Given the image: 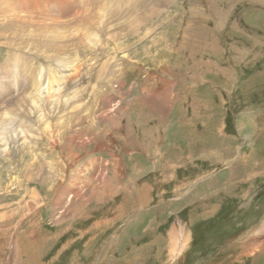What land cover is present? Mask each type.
<instances>
[{
    "label": "rangeland",
    "instance_id": "obj_1",
    "mask_svg": "<svg viewBox=\"0 0 264 264\" xmlns=\"http://www.w3.org/2000/svg\"><path fill=\"white\" fill-rule=\"evenodd\" d=\"M59 42L84 54L70 78L43 58ZM39 72L73 95L31 98ZM88 176L102 201L71 218ZM0 258L264 264V0H0Z\"/></svg>",
    "mask_w": 264,
    "mask_h": 264
},
{
    "label": "bare ground",
    "instance_id": "obj_2",
    "mask_svg": "<svg viewBox=\"0 0 264 264\" xmlns=\"http://www.w3.org/2000/svg\"><path fill=\"white\" fill-rule=\"evenodd\" d=\"M27 3H29L28 1H26ZM31 5V4H30ZM147 7V6H146ZM63 8V7H62ZM97 9V8H96ZM95 9V10H96ZM100 9H102V8H100ZM149 9V8H148ZM147 10V9H146ZM145 9H144V11H146ZM101 11V10H100ZM96 14V13H95ZM98 14V13H97ZM149 14V13H148ZM198 16V15H197ZM116 17V16H115ZM123 17V16H122ZM138 17L139 16H134V17H132L131 19H129L128 20V23L126 22V24H125V26L127 27H121L120 28V30L119 31H114V30H111V27L110 26H107L106 27V29L109 31L107 34L109 35V36H111V37H113V39L114 38H118V36H119V33L121 32V31H125V32H127V33H129V31L130 32H132V33H130V34H134L136 31H135V27H134V24L132 23V22H134L135 23V21H139V19H138ZM141 17V16H140ZM139 17V18H140ZM81 18V17H80ZM99 18H101V16L99 17ZM121 18V17H120ZM120 18H119V20H120ZM123 18H125V15H124V17ZM82 19V18H81ZM102 19V18H101ZM125 19H127V18H125ZM125 19H122L123 21L122 22H124V20ZM85 20V19H84ZM111 20V19H110ZM132 21V22H131ZM146 21V20H145ZM117 22V21H116ZM81 25V24H80ZM84 25V24H83ZM112 25V24H111ZM114 25V24H113ZM139 25V24H138ZM96 27V26H95ZM95 27H93L94 29H95ZM100 26H97V28L94 30V29H92V31H91V33L90 34H92V35H89V33H87V31H89L88 29L87 30H84V31H82V30H79V31H81L82 33H80V32H78V30H77V32L78 33H80L81 35L79 36V37H81V39H83V38H87V42L88 43H92L93 44V46H94V44L96 43V45H98L99 46V43L98 42H95L94 43V40L97 38V37H100V35H98V32L97 31H99L100 32V30H98V29H100L99 28ZM193 27V26H192ZM76 28V27H75ZM197 28V27H196ZM80 29V28H79ZM192 29V28H191ZM94 30V31H93ZM186 31H187V29H186ZM94 32V33H93ZM87 33V34H86ZM101 33V32H100ZM202 34H206V32L205 31H203L202 30V32H201ZM183 34V33H182ZM187 34H189V36H194L195 34H198V33H196L195 32V30H190V31H188L187 32ZM105 35V34H104ZM164 35V34H163ZM65 36H67V35H65ZM107 36V35H106ZM116 36V37H115ZM202 36V35H201ZM70 37V36H69ZM108 37V36H107ZM158 37V36H157ZM192 37H191V39H192ZM44 38V37H43ZM156 38V37H155ZM201 38H203V40H205L204 39V37H201ZM22 39V38H21ZM35 39H39V38H35ZM62 37H60V39H54L55 41H59L60 40V42L62 41ZM71 39V38H70ZM98 39L99 38H97L96 39V41H98ZM168 39V38H167ZM191 39H189L191 42H193ZM31 40V39H30ZM34 39L32 38V41H33ZM84 40H86V39H84ZM153 40V39H152ZM169 40V39H168ZM182 40V39H181ZM21 41V40H20ZM31 41V42H32ZM38 41H40L41 42V40H38ZM100 41V40H99ZM60 42L58 43V44H56V45H59V48H61L60 50H58V52L59 53H55V54H49L46 50H45V53L43 54V58H44V61L46 62V61H50V62H52V63H54L55 64V62L57 63V65H58V67L56 68V70L58 71L59 70V68H60V70H59V72L60 71H66L65 73H62V75L61 74H59L58 75V78H61L63 75H65L67 78H70L72 75H74V73L75 72H77V71H79V70H77V69H80V67H82V64H84L85 62H84V54H83V57H80V58H78V59H76V57L72 54V53H70V52H66V51H64L63 49H62V45L63 44H60ZM79 42H80V40H79ZM82 42V41H81ZM181 42V41H180ZM179 42V43H180ZM184 42V41H183ZM191 42H188L187 43V46L185 47V49H187V51H192V49H193V47H192V45H191ZM83 43V42H82ZM84 43H86V42H84ZM26 44V43H25ZM27 44H28V42H27ZM34 44V43H33ZM66 44V43H65ZM65 44H64V46H65ZM75 44H76V42H75ZM102 44V43H101ZM104 44V43H103ZM167 44H168V42H167ZM185 44V43H184ZM67 45V44H66ZM79 45V44H78ZM86 45V44H85ZM169 45V44H168ZM186 45V44H185ZM74 46V45H73ZM101 46V45H100ZM106 46V45H105ZM170 46V45H169ZM174 46V45H173ZM17 47H18V45H17ZM28 47V46H27ZM54 47H56V46H54ZM164 47V46H163ZM192 47V48H191ZM197 47L198 46H196V49H197ZM32 48V47H31ZM85 48V47H84ZM89 48V47H88ZM87 48V46H86V49H88ZM98 48V47H97ZM102 48H104V46L102 47ZM178 48V47H177ZM41 49V48H40ZM69 49V48H68ZM106 49V48H105ZM165 49V48H164ZM182 49H183V47H182ZM72 50V49H71ZM99 50V49H98ZM97 50V51H98ZM178 50V49H177ZM26 51V50H25ZM34 51V50H33ZM35 51H36V48H35ZM105 51V50H104ZM173 51V50H172ZM180 51V50H179ZM190 51V52H191ZM94 52V51H93ZM101 52H102V50H101ZM150 52V51H149ZM148 52V53H149ZM169 52V51H168ZM182 53V52H181ZM189 53V52H188ZM194 53V52H193ZM97 54V53H96ZM101 54H103V53H101ZM54 55V56H53ZM100 55V54H99ZM82 56V55H81ZM175 56V55H174ZM185 57V56H184ZM168 58V57H167ZM191 58H192V55H191ZM164 59V58H163ZM168 63V62H167ZM44 64V63H43ZM88 64V63H87ZM163 65V64H162ZM212 66V65H211ZM166 67V66H165ZM164 68V67H163ZM162 68V69H163ZM71 69H74V70H71ZM71 70V71H70ZM77 70V71H76ZM170 71V70H169ZM58 73V72H57ZM79 73V72H78ZM171 73V72H170ZM174 73V72H173ZM173 73H171L170 74V81H168V82H171L172 81V79H174V75H173ZM167 74V73H166ZM191 74V73H190ZM178 75V74H177ZM180 75V74H179ZM194 75V74H193ZM196 75V74H195ZM29 76V75H28ZM41 76H43V75H41V73L39 72L38 73V75H36V83L32 86V90H34V91H32L33 93H32V96H30L31 98H33V99H35L34 97L35 96H37L39 99H41L42 97H41V95L42 94H44V95H46V94H48V95H46V96H44L42 99H44V100H46V99H48V98H51V97H53V100L54 101H58V99L60 100L62 97H66L68 94H71V95H73V91L71 90H69L70 88H71V85H69V84H59V83H57L55 86V89H53L52 88V85L54 86V82H52V80L49 82V84H50V86L48 85V86H42V85H40V79H41ZM190 76V75H189ZM193 78V77H192ZM192 80V79H191ZM160 82V81H159ZM172 83V82H171ZM245 83V82H244ZM47 87V89H48V91H45L44 89ZM46 89V90H47ZM29 90V89H28ZM67 90H69L70 92H68ZM25 91V90H24ZM43 91V92H42ZM80 94V93H79ZM146 94V93H145ZM163 94V93H162ZM150 95V94H149ZM165 95V94H164ZM171 95V94H170ZM169 95V97H171ZM162 97H164V96H162ZM174 97V96H173ZM163 99L164 98H161L160 97V101L162 102L163 101ZM23 100V99H22ZM136 102H138V101H136ZM173 102H174V100H173ZM131 104H132V102H131ZM169 107V106H168ZM57 111V110H56ZM9 115V114H8ZM142 117V116H141ZM111 119H115V117H110L109 118V120H111ZM12 120V119H11ZM98 120H101V119H98ZM109 120H107V121H109ZM86 122V121H85ZM84 122V123H85ZM114 122V121H113ZM131 122V121H130ZM90 126V125H89ZM19 134V133H18ZM63 147V146H62ZM75 145L74 144H72V143H68V148H69V150H72V149H75ZM148 152V151H147ZM18 155V154H17ZM17 158H19V157H17ZM20 159V158H19ZM59 159V158H58ZM176 161V160H175ZM53 164H54V162H53ZM25 166V165H24ZM55 166V165H54ZM56 167V166H55ZM59 167L60 166H58L57 168H54V169H57V170H55V172L56 173H59ZM18 169H20V171H21V168H18ZM65 169V168H64ZM22 170H24V168H22ZM25 171V170H24ZM61 171V170H60ZM52 173V172H51ZM56 173H55V175H56ZM61 174V173H60ZM89 178V179H88ZM27 181V180H26ZM53 182V181H52ZM90 177L88 176L86 179H84V181H83V184H82V186H81V188L77 191V192H74L73 191V189H72V191L74 192L73 194L71 193V199H70V201L73 203L71 206H70V208H71V214H72V217L71 218H73V217H76V216H78V214L79 215H82L81 217H83V218H86L87 216L86 215H84V214H82L83 212H84V208L86 207V206H89V198H94L95 200L93 201V203L92 204H94V206H97V203L98 202H100V201H102V191L104 190L105 191V188L104 189H101V187H100V185H95L94 186V188H91L90 189V192H89V194H87V189L85 190V194L83 193L84 191H83V188H87V187H90L89 185H90ZM62 183V182H61ZM55 184V183H54ZM54 184L52 185V189L50 190L51 191V193H55V191H56V193H57V190L59 191V190H68V186H63L62 184V187L61 188H59V186L57 185V186H55L54 187ZM96 184V183H95ZM30 189V188H29ZM107 189V188H106ZM112 189V188H111ZM36 190V189H35ZM30 191V190H29ZM28 191V192H29ZM71 191V192H72ZM36 193V192H35ZM56 193H55V195H56ZM83 193V194H82ZM34 197V196H33ZM33 200V199H32ZM36 200V199H35ZM50 200V199H49ZM28 203H31L29 200H28ZM69 208V209H70ZM85 213V212H84ZM100 221V220H99ZM98 225V224H97ZM98 227V226H97ZM174 233V232H173ZM171 239L173 240V242H171L170 243V247H169V249H170V253L169 254H171V255H175V254H177V252H178V250L177 249H175V247H174V242H176V237H175V240H174V235H172V237H171ZM182 239H183V237H182ZM185 239V238H184ZM12 241V240H11ZM20 243V242H19ZM19 243H18V246H19ZM36 243V242H35ZM176 244H177V242H176ZM182 244H186V242L185 241H183V242H180V245H182ZM261 244V243H260ZM259 244V245H260ZM20 247V246H19ZM19 247H18V253L20 254V250H19ZM253 247V246H252ZM256 247V246H255ZM183 247H180L179 248V252L181 251V249H182ZM21 249V248H20ZM259 250V249H258ZM21 251H22V249H21ZM251 251V250H250ZM253 251V250H252ZM255 251V250H254ZM253 251V252H254ZM34 252V251H33ZM258 252V251H257ZM40 255V254H39ZM26 256V255H25ZM31 258H32V256H30ZM21 258V257H20ZM27 258L29 259V257L27 256ZM27 258H26V260H27ZM30 258V259H31ZM39 258V257H38ZM38 258H36V259H38ZM1 259V258H0ZM20 260V259H19ZM35 260V259H34ZM21 261V260H20ZM20 261H18V262H20ZM23 261H25V259L23 260ZM31 261V260H30ZM27 262V261H26ZM21 263V262H20ZM23 263V262H22ZM25 263V262H24ZM32 263H33V260H32ZM31 263V264H32ZM35 263V262H34ZM37 263H38V260H37ZM36 263V264H37ZM40 264V263H39Z\"/></svg>",
    "mask_w": 264,
    "mask_h": 264
},
{
    "label": "crops",
    "instance_id": "obj_3",
    "mask_svg": "<svg viewBox=\"0 0 264 264\" xmlns=\"http://www.w3.org/2000/svg\"><path fill=\"white\" fill-rule=\"evenodd\" d=\"M149 96V95H148ZM162 96H164V99H163V101L161 102L160 101V97H162ZM156 95V96H152V98H151V100H153V104H152V110H153V113H158V114H164V112H165V109H166V105H168L167 104V102L169 101L168 100V97L167 96H165V95ZM146 99H147V97H146ZM143 101H144V103H147L146 101H145V99L143 98ZM154 107H157V108H154ZM158 109V110H157ZM155 111V112H154ZM147 119H150V120H154V119H156L154 116H149ZM155 121V120H154ZM152 128V127H151ZM101 151H103V150H101Z\"/></svg>",
    "mask_w": 264,
    "mask_h": 264
}]
</instances>
